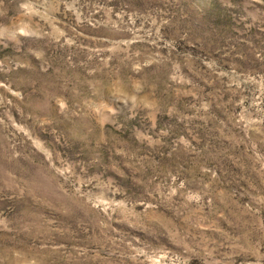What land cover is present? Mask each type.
<instances>
[{
    "label": "rangeland",
    "instance_id": "374dc122",
    "mask_svg": "<svg viewBox=\"0 0 264 264\" xmlns=\"http://www.w3.org/2000/svg\"><path fill=\"white\" fill-rule=\"evenodd\" d=\"M0 264H264V0H0Z\"/></svg>",
    "mask_w": 264,
    "mask_h": 264
}]
</instances>
